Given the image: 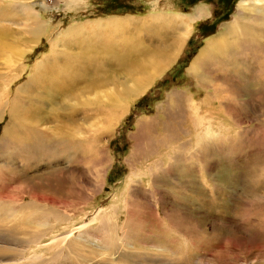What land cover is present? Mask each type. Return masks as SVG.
I'll return each mask as SVG.
<instances>
[{
    "label": "rangeland",
    "instance_id": "374dc122",
    "mask_svg": "<svg viewBox=\"0 0 264 264\" xmlns=\"http://www.w3.org/2000/svg\"><path fill=\"white\" fill-rule=\"evenodd\" d=\"M15 1L32 4L53 28L28 53L11 91L0 84L19 107L16 87L72 26L98 33L100 23L130 17L125 33L110 27L113 41H106L121 45L122 35L132 36L129 46L161 49L164 36L173 41L183 27L160 14H188L201 4L212 14L189 25L180 55L147 92L129 98L124 111L114 107L110 128L106 113L93 121L81 106L77 126L51 122L40 137L11 130L6 142L10 118L0 119V263L29 256L37 234L45 242L79 228L70 247L35 264H264L263 56L212 60L205 83L190 71L240 0H0V8ZM4 18L0 69L13 57L9 47L35 43L26 19ZM109 70L115 84L129 78L121 67Z\"/></svg>",
    "mask_w": 264,
    "mask_h": 264
},
{
    "label": "bare ground",
    "instance_id": "6f19581e",
    "mask_svg": "<svg viewBox=\"0 0 264 264\" xmlns=\"http://www.w3.org/2000/svg\"><path fill=\"white\" fill-rule=\"evenodd\" d=\"M31 5L20 1L16 2L14 7L0 8V15L5 16L3 21L11 23L18 22L20 17L24 21L26 19L28 23L25 25L27 26L26 34H31L28 40H35L33 45L25 44L27 46L25 48H17V45L9 47L12 49L13 57H10L7 66L0 69V84L4 83L7 89H10L22 73L27 71L28 53H31L33 48L40 43L41 38L53 29L47 21L42 19L38 11H34ZM211 14L210 7L206 4L196 6L188 14H160L163 22L183 27L175 34L176 39L173 41H171L172 38L164 36L160 43L161 49L141 47L143 45L140 46V43L136 41L129 46L128 40L132 36L125 39L122 35L120 41L124 40V42L123 44L121 42V45H116L117 43L114 42L109 44L106 41L108 38L112 40V33L108 34L106 30L111 27L118 33L124 32V23L130 20V17H113L106 20L98 25L101 29L98 33H92L82 25L68 28L58 40L55 38L51 41L48 57L46 55L42 62L34 68L31 67L33 74H29L28 79L16 87L21 107L18 106L16 97H11V92L9 94L8 92L0 93V119H3L5 115L10 118L9 127L6 125L8 128L2 140L6 142L11 140L9 136L6 137L11 130L26 132L30 136H46L49 127L44 126L55 121L62 122L57 129L77 126L81 106H84V116L88 117L87 114L90 113L93 117L89 118L93 121L94 118H102L101 112L106 113L104 116L107 124L104 126L110 128L113 126L112 121L116 122L119 115L115 113L114 107L124 111L129 98L135 99L147 92L152 83L163 76V72L180 55L184 43L186 45L190 38L189 25L197 20L208 18ZM5 30H0V39L8 34ZM216 33L217 35L210 37L206 47L201 50L190 67L191 73L204 83L206 75L203 70L212 60L232 63L234 59L240 58L246 52L253 53V51L259 52L264 60V0H240L232 19L222 25ZM0 46L7 47L1 40ZM116 66L125 69L129 77L118 84L111 81L109 74V69ZM25 75L27 76V73ZM99 82L112 86L106 89L98 85ZM7 96L8 99L5 100ZM96 114L98 116H95ZM102 212V209H98L92 219L83 225L94 223ZM78 229L66 231L45 242L42 239L44 234H37L31 240L35 242V247L30 248L29 256L4 260L0 264H35L47 258V254L56 257L61 253L63 246L70 247L74 243L73 236ZM2 258H13V256Z\"/></svg>",
    "mask_w": 264,
    "mask_h": 264
}]
</instances>
